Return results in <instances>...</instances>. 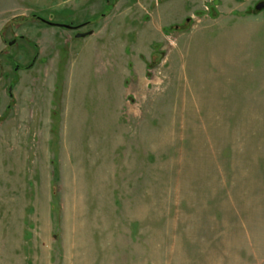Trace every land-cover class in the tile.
<instances>
[{"label":"rangeland","instance_id":"374dc122","mask_svg":"<svg viewBox=\"0 0 264 264\" xmlns=\"http://www.w3.org/2000/svg\"><path fill=\"white\" fill-rule=\"evenodd\" d=\"M260 1L0 0V264H264Z\"/></svg>","mask_w":264,"mask_h":264},{"label":"crops","instance_id":"0c3cea01","mask_svg":"<svg viewBox=\"0 0 264 264\" xmlns=\"http://www.w3.org/2000/svg\"><path fill=\"white\" fill-rule=\"evenodd\" d=\"M262 191H264V187H262ZM262 196H260L258 199L259 200H263V198L264 197H262ZM241 223V222H240ZM243 223V222H242ZM239 226V225H238ZM245 225L243 224V225H241V226H239V227H244ZM236 227V226H235ZM240 235H238L237 236V240H240V237L241 236H243V233H239ZM242 234V235H241ZM245 235H247V237L248 238H250L248 235L249 234H247V233H245ZM244 235V236H245ZM243 236V237H244ZM247 238V240L249 241V239ZM245 239H246V237H245ZM112 246V252L110 253V256H108V258H110V260H109V264H125V262L123 261V260H121V258L119 257V254H120V251L122 250V251H124V249H125V244H124V242H122L121 240H120V236H118V239H115L114 237H113V235H111V237H110V239H109V241H108ZM249 245H250V243H249ZM249 247V246H248ZM109 249V248H108ZM116 249H118L119 251L117 252L116 251ZM109 251H111V249H109ZM252 252L251 251H249L248 249L247 250H245V252L244 251H241L240 252V255H241V258L239 257V255H238V259H243L244 261H243V263L242 264H249V260H252L254 257H253V255L251 254Z\"/></svg>","mask_w":264,"mask_h":264},{"label":"flooded vegetation","instance_id":"af4514ba","mask_svg":"<svg viewBox=\"0 0 264 264\" xmlns=\"http://www.w3.org/2000/svg\"><path fill=\"white\" fill-rule=\"evenodd\" d=\"M260 2H264V0H261ZM259 2V3H260ZM258 4V3H257ZM256 4V5H257ZM255 5V6H256ZM254 10H255V7H254ZM40 23H43V24H45V25H48V26H51V27H55V28H60V29H67V30H69V31H71V32H73L74 33V35H76V34H78V33H84V32H79V30L81 29V28H83V27H85L86 25H73V24H69V25H71V27L70 28H65V27H60V26H57V25H51V24H48V23H46L45 21H49V22H52V21H50V20H47V19H44V18H41L40 16H38L37 18H36ZM43 20H45V21H43ZM52 23H56V22H52ZM35 61V58L32 60V62H34ZM9 88H10V86L8 87V93H9ZM9 95H10V93H9ZM11 96V95H10Z\"/></svg>","mask_w":264,"mask_h":264},{"label":"water","instance_id":"95a60500","mask_svg":"<svg viewBox=\"0 0 264 264\" xmlns=\"http://www.w3.org/2000/svg\"><path fill=\"white\" fill-rule=\"evenodd\" d=\"M262 9H264V2H260V3H258L256 6H255V11H257V12H259V11H261ZM43 21H45V20H43ZM46 23H48V24H51V25H57V26H60V27H65V28H70L71 27V25H65V24H58V23H52V22H49V21H45ZM93 32L92 31H88V32H85V33H78V34H76L75 35V38H82V37H86V36H89V35H91ZM13 42L14 41H11V42H9V45H11V44H13ZM11 89H12V87L10 86V88H9V93H10V95H11Z\"/></svg>","mask_w":264,"mask_h":264}]
</instances>
